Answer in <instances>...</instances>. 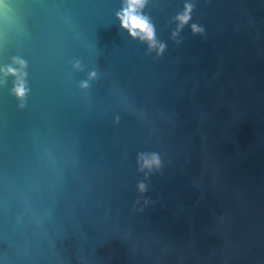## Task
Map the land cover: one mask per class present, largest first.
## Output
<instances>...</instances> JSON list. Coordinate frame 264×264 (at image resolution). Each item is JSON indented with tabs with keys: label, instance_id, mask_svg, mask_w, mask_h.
Returning a JSON list of instances; mask_svg holds the SVG:
<instances>
[{
	"label": "water",
	"instance_id": "95a60500",
	"mask_svg": "<svg viewBox=\"0 0 264 264\" xmlns=\"http://www.w3.org/2000/svg\"><path fill=\"white\" fill-rule=\"evenodd\" d=\"M121 5L0 0V264H264V0Z\"/></svg>",
	"mask_w": 264,
	"mask_h": 264
},
{
	"label": "clouds",
	"instance_id": "9594fccd",
	"mask_svg": "<svg viewBox=\"0 0 264 264\" xmlns=\"http://www.w3.org/2000/svg\"><path fill=\"white\" fill-rule=\"evenodd\" d=\"M146 3L147 0H122L121 8L116 13V19L119 21L120 29L125 31L129 37L132 39H139L141 42L146 43L148 50L150 52L155 50L157 56H159L164 51L165 45L157 42L155 37V26L150 21V18L143 14ZM194 7L195 5L192 3H185L183 11L175 17L177 30L172 33L173 38L178 35L179 31L185 25L189 24V21L192 19L191 13ZM190 31L195 36L202 35L204 29L193 23L190 26ZM13 63L18 65V67H8L5 69L4 74L6 77L11 76L14 78L12 95H14L17 100L21 101L20 107H23V101L28 91L25 86L26 73L24 69L26 64L19 59H14ZM93 76H95V73H91L89 79ZM80 86L81 88H86L88 85L87 82H82ZM138 163H140L141 170L148 169L150 171L153 168H159L160 159L156 154H141ZM138 190L140 192L145 191V185L143 183L139 184Z\"/></svg>",
	"mask_w": 264,
	"mask_h": 264
}]
</instances>
